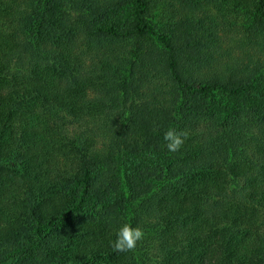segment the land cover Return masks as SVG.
I'll list each match as a JSON object with an SVG mask.
<instances>
[{
	"label": "trees",
	"instance_id": "trees-1",
	"mask_svg": "<svg viewBox=\"0 0 264 264\" xmlns=\"http://www.w3.org/2000/svg\"><path fill=\"white\" fill-rule=\"evenodd\" d=\"M0 264H264V0H0Z\"/></svg>",
	"mask_w": 264,
	"mask_h": 264
},
{
	"label": "clouds",
	"instance_id": "clouds-1",
	"mask_svg": "<svg viewBox=\"0 0 264 264\" xmlns=\"http://www.w3.org/2000/svg\"><path fill=\"white\" fill-rule=\"evenodd\" d=\"M188 133L186 131H177L176 129H168L164 133V141L169 152L178 151L184 144ZM144 238L143 229L133 227L130 224H123L116 233V239L112 243V247L116 252L134 251L139 241Z\"/></svg>",
	"mask_w": 264,
	"mask_h": 264
}]
</instances>
